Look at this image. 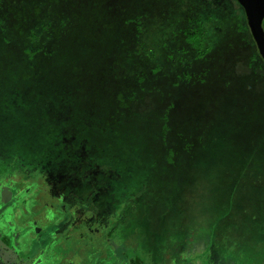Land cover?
I'll list each match as a JSON object with an SVG mask.
<instances>
[{
  "label": "rangeland",
  "instance_id": "obj_1",
  "mask_svg": "<svg viewBox=\"0 0 264 264\" xmlns=\"http://www.w3.org/2000/svg\"><path fill=\"white\" fill-rule=\"evenodd\" d=\"M204 12L200 60L181 35ZM240 27L237 0H2L0 184L44 181L82 243L115 223L107 264H264V62Z\"/></svg>",
  "mask_w": 264,
  "mask_h": 264
},
{
  "label": "flooded vegetation",
  "instance_id": "obj_2",
  "mask_svg": "<svg viewBox=\"0 0 264 264\" xmlns=\"http://www.w3.org/2000/svg\"><path fill=\"white\" fill-rule=\"evenodd\" d=\"M255 48L259 53L256 43ZM250 59L252 64V57ZM262 60L264 61L263 58ZM16 177L11 184H0V204L4 206V209L0 210V220L5 219L9 225L7 231L9 239L4 241L7 247L17 248L21 252L19 240L27 234L34 236L30 254L40 247L43 253L50 256L49 259L52 260L50 264H103L109 252L117 250L122 245L123 242L119 238L121 231L113 222L111 234L105 235L101 230L97 236L94 234L92 240L82 243L84 235L82 230L68 234L77 220L74 221L72 217L65 215L68 210L71 216L74 210L63 205L62 194L52 193L49 188L53 191L55 189L46 185L44 181L40 183L41 181L32 173H20ZM18 219L23 221V225L17 221ZM48 228L50 230H46ZM141 251L142 249H138V252ZM118 261L119 264H136L133 259L127 261L125 258ZM140 263L148 264L144 260Z\"/></svg>",
  "mask_w": 264,
  "mask_h": 264
},
{
  "label": "trees",
  "instance_id": "obj_3",
  "mask_svg": "<svg viewBox=\"0 0 264 264\" xmlns=\"http://www.w3.org/2000/svg\"><path fill=\"white\" fill-rule=\"evenodd\" d=\"M2 4V0H0V6ZM207 13H198L197 15L193 16V20L191 21V23L186 24V28L184 29L181 38L184 40V42L186 43L187 47H183L180 50L183 51L184 54H189L192 53V55L196 54L197 57L202 60L204 59L211 51H212V47L208 44V38H209V29H208V23L209 22L207 19ZM249 26L246 28L244 27H240L238 28V32L242 33V32H246ZM240 30V31H239ZM248 32V31H247ZM250 32V31H249ZM252 43L255 46V42L252 38ZM257 56L262 60L261 56L259 55V53L256 51ZM188 56V55H187ZM253 61L257 60L256 55H251ZM263 61V60H262ZM251 62V61H250ZM264 62V61H263ZM72 86H70L71 89ZM138 90V89H135ZM119 109H123V108H119ZM118 109V110H119ZM47 153H54L51 151V147H49L48 149L44 150V154ZM60 153V152H59ZM5 166V168H9L8 171L11 169V172L13 171H19L20 169L25 170V172H29L32 170H29L28 168H26L25 166H12L10 162L7 161V159L3 162ZM35 172V171H33ZM206 253V252H204ZM195 255L197 254H193V259L195 258ZM199 255L196 256V258H198ZM202 257V256H201ZM210 261L208 260V262H206V264H219L218 262L215 261V259H211L209 257Z\"/></svg>",
  "mask_w": 264,
  "mask_h": 264
},
{
  "label": "water",
  "instance_id": "obj_4",
  "mask_svg": "<svg viewBox=\"0 0 264 264\" xmlns=\"http://www.w3.org/2000/svg\"><path fill=\"white\" fill-rule=\"evenodd\" d=\"M246 13L247 24L257 45L260 56L264 59V0H237ZM9 225L5 219L0 220V230L8 231ZM22 254H25L21 248Z\"/></svg>",
  "mask_w": 264,
  "mask_h": 264
},
{
  "label": "crops",
  "instance_id": "obj_5",
  "mask_svg": "<svg viewBox=\"0 0 264 264\" xmlns=\"http://www.w3.org/2000/svg\"><path fill=\"white\" fill-rule=\"evenodd\" d=\"M12 250L16 256V259L14 260L15 263L12 264H50L52 262V260L49 259L50 256H47L46 253H43L40 247L37 248L32 254H21L17 248H13ZM103 264H107V262L104 261Z\"/></svg>",
  "mask_w": 264,
  "mask_h": 264
}]
</instances>
